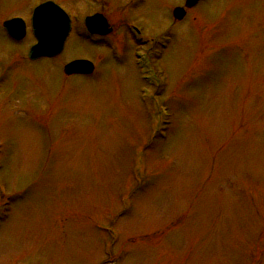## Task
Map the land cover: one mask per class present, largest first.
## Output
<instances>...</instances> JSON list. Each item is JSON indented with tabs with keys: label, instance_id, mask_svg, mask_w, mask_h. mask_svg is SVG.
Here are the masks:
<instances>
[{
	"label": "rangeland",
	"instance_id": "1",
	"mask_svg": "<svg viewBox=\"0 0 264 264\" xmlns=\"http://www.w3.org/2000/svg\"><path fill=\"white\" fill-rule=\"evenodd\" d=\"M20 2L0 0V20ZM183 2L131 17L165 38L157 136L126 38L72 32L30 64V33L0 31V264H264V0H205L176 22ZM79 59L95 74L66 77Z\"/></svg>",
	"mask_w": 264,
	"mask_h": 264
},
{
	"label": "flooded vegetation",
	"instance_id": "2",
	"mask_svg": "<svg viewBox=\"0 0 264 264\" xmlns=\"http://www.w3.org/2000/svg\"><path fill=\"white\" fill-rule=\"evenodd\" d=\"M74 0H71V2ZM149 0H76V19L73 21L71 19V33L75 32V34L78 35V39L83 40L90 46H92L84 37L89 39L92 43L103 45L105 41L108 44H118V42H122L121 40L126 38L128 43L125 46V49L130 53L133 51H136L137 49H144L146 54L148 55L147 46L143 47L142 40L138 41L136 39V36H141V38H149L143 30H141L136 24L134 25L133 20L131 19L132 16L139 17V15L142 14L144 7L148 6ZM52 2L50 0H21L19 4L16 6L23 9L24 14L23 15H8L7 18L0 20V31L3 33V35L6 37L8 41H12L7 33L5 32L3 28V24L6 20L14 19V18H21L25 20L27 23L30 19L33 10L44 3ZM55 3L57 6L60 7L65 13L66 10L64 7L66 5H70L67 0H61L58 2H52ZM62 5H61V4ZM64 6V7H63ZM132 13V15H129V13ZM67 14V13H66ZM68 15V14H67ZM70 17V16H69ZM100 18L106 20L107 27L109 29V34L106 36H102L99 34H95L93 36L89 35V30L86 26V19H92V18ZM131 19V20H129ZM89 27L91 29H99L100 24L97 23H90ZM119 28H122L121 30H118ZM118 31H122V33L119 34V36H115L113 38L112 36L114 33ZM124 31V32H123ZM123 34V35H122ZM116 35V34H115ZM89 37V38H88ZM108 39L110 41H108ZM12 43H16L12 41ZM17 44V43H16ZM93 47V46H92Z\"/></svg>",
	"mask_w": 264,
	"mask_h": 264
},
{
	"label": "water",
	"instance_id": "3",
	"mask_svg": "<svg viewBox=\"0 0 264 264\" xmlns=\"http://www.w3.org/2000/svg\"><path fill=\"white\" fill-rule=\"evenodd\" d=\"M198 1L187 0L185 7L191 8ZM183 15L184 11L182 9L174 11V17L177 19H181ZM14 22L19 23L20 21H12L6 27L11 29L12 26L14 28ZM19 27L22 28V25H19ZM32 27L38 43L30 49L28 53L29 60L34 61L42 57H55L62 51V46L69 30V22L64 15L57 14L50 5H43L36 10L32 19ZM22 36L23 31L21 30L17 38L20 39ZM92 70L93 66L91 63L78 60L66 65L64 73L68 76L90 74Z\"/></svg>",
	"mask_w": 264,
	"mask_h": 264
}]
</instances>
